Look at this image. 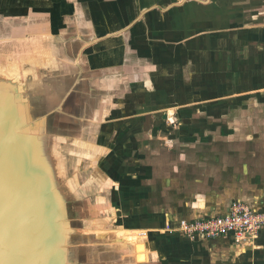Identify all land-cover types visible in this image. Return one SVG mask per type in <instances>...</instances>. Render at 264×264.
Instances as JSON below:
<instances>
[{
  "label": "crops",
  "instance_id": "crops-1",
  "mask_svg": "<svg viewBox=\"0 0 264 264\" xmlns=\"http://www.w3.org/2000/svg\"><path fill=\"white\" fill-rule=\"evenodd\" d=\"M66 1L67 31L97 36L95 61L136 71L122 96L138 104L101 169L120 221L147 231L149 264H264V228L249 242L177 231L236 200L264 210V0ZM57 2L0 0L34 33L51 32Z\"/></svg>",
  "mask_w": 264,
  "mask_h": 264
},
{
  "label": "water",
  "instance_id": "water-1",
  "mask_svg": "<svg viewBox=\"0 0 264 264\" xmlns=\"http://www.w3.org/2000/svg\"><path fill=\"white\" fill-rule=\"evenodd\" d=\"M59 1L45 23L49 33L0 20V264H140L134 245L98 233L103 216L82 206L94 196L75 198L80 191L72 187L76 150L97 142L106 151L124 105L138 104L122 96L136 71L98 64L97 36L67 31L69 3ZM2 14L20 17L9 8Z\"/></svg>",
  "mask_w": 264,
  "mask_h": 264
},
{
  "label": "built area",
  "instance_id": "built-area-1",
  "mask_svg": "<svg viewBox=\"0 0 264 264\" xmlns=\"http://www.w3.org/2000/svg\"><path fill=\"white\" fill-rule=\"evenodd\" d=\"M263 228L264 210L236 200L223 214L180 221L177 231L189 238L233 236L237 242H249L256 239Z\"/></svg>",
  "mask_w": 264,
  "mask_h": 264
},
{
  "label": "rangeland",
  "instance_id": "rangeland-1",
  "mask_svg": "<svg viewBox=\"0 0 264 264\" xmlns=\"http://www.w3.org/2000/svg\"><path fill=\"white\" fill-rule=\"evenodd\" d=\"M5 1V0H1ZM2 5V4H0ZM7 8V6H3L2 11H0V16H4L2 12H4V9ZM0 20H3L2 17H0ZM23 25L24 23L17 22L14 24V26ZM18 29V28H17ZM15 27H12V30L18 31ZM1 45V44H0ZM14 46V45H13ZM143 73V72H141ZM121 94V93H120ZM134 121V120H133ZM113 128V127H112ZM116 133V131H115ZM245 132H241V135L239 137H244ZM220 138L227 137V134H219ZM229 138V136H228ZM105 141H108L107 138H104ZM124 141L128 140V136L126 135L123 137ZM102 144L98 146L97 142H88V144H85L84 147L80 148V150H76L74 153L73 159H72V175H74V181L72 187L75 188V186H78L79 191L75 193V198L78 197L80 194L85 199L89 200L91 197H93L92 202L94 203L96 200H98V203H100L101 198H104V201L109 204L108 207H106L102 211V215H105L108 217V219L116 225V223H119L118 221V214L116 210V206H113L111 202L109 201L111 197V192L108 191L110 187L112 186L111 179L107 178L104 174V180H100L98 176L96 175L97 167L99 166L100 161L104 159L108 149H105L106 151H102ZM104 152V153H103ZM109 153V152H108ZM91 175L93 177H91ZM93 178V180L91 179ZM71 187V188H72ZM74 192H71L73 194ZM78 194V196H77ZM76 200V199H75ZM91 202V201H90ZM91 202V204H92ZM74 206V205H73ZM79 206V205H78ZM125 228L128 229V226L123 225ZM132 228V227H131ZM138 229V228H135ZM141 230V229H138ZM147 240V235H145ZM149 238V237H148ZM148 259L150 260V253L148 254Z\"/></svg>",
  "mask_w": 264,
  "mask_h": 264
},
{
  "label": "bare ground",
  "instance_id": "bare-ground-1",
  "mask_svg": "<svg viewBox=\"0 0 264 264\" xmlns=\"http://www.w3.org/2000/svg\"><path fill=\"white\" fill-rule=\"evenodd\" d=\"M100 180H104V174L102 172H97L96 174ZM82 206H90L89 211L93 217L97 218L96 216L101 215L103 216V219L96 220L98 223H100L102 228L100 230L98 229V233L103 234V238L109 239V241L112 242H124L131 245H134L135 253L134 257L137 263L144 264L149 261L148 254L150 252L148 248V243L145 240L147 235V231L145 230H138L135 228L128 227L125 228L123 225L119 226L114 223H112L108 217L105 215H102V211L109 206L107 202L104 201V198L100 200V203H98V200H96L94 203L89 201L83 204ZM109 227L106 229V227ZM86 231V230H85ZM89 231V230H88ZM95 231V230H94ZM65 232H62V235Z\"/></svg>",
  "mask_w": 264,
  "mask_h": 264
},
{
  "label": "trees",
  "instance_id": "trees-1",
  "mask_svg": "<svg viewBox=\"0 0 264 264\" xmlns=\"http://www.w3.org/2000/svg\"><path fill=\"white\" fill-rule=\"evenodd\" d=\"M103 179H104V177H103ZM137 227V226H136Z\"/></svg>",
  "mask_w": 264,
  "mask_h": 264
}]
</instances>
